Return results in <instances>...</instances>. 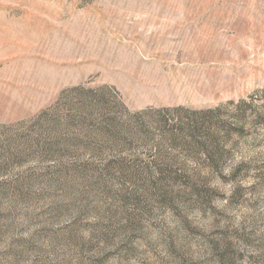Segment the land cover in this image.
I'll return each instance as SVG.
<instances>
[{
	"label": "rangeland",
	"instance_id": "obj_1",
	"mask_svg": "<svg viewBox=\"0 0 264 264\" xmlns=\"http://www.w3.org/2000/svg\"><path fill=\"white\" fill-rule=\"evenodd\" d=\"M177 108L255 113L244 177L144 178ZM223 257L264 264V0H0V264Z\"/></svg>",
	"mask_w": 264,
	"mask_h": 264
},
{
	"label": "trees",
	"instance_id": "obj_2",
	"mask_svg": "<svg viewBox=\"0 0 264 264\" xmlns=\"http://www.w3.org/2000/svg\"><path fill=\"white\" fill-rule=\"evenodd\" d=\"M173 111L170 119L157 116L136 126L138 133L158 134L167 150L163 153L165 158L155 163L154 169L143 170L147 181L154 180L156 189L164 192L178 191V188L199 192L210 188L215 180L234 183L245 176L243 163L234 165L230 174L224 168L233 165L231 153L239 141L248 142V137H253L255 113L248 115L244 110L238 113L219 108ZM224 261L225 257L219 262Z\"/></svg>",
	"mask_w": 264,
	"mask_h": 264
}]
</instances>
